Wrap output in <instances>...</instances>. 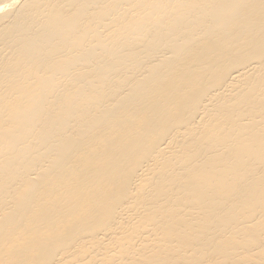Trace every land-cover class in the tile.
<instances>
[{"label": "bare ground", "instance_id": "obj_1", "mask_svg": "<svg viewBox=\"0 0 264 264\" xmlns=\"http://www.w3.org/2000/svg\"><path fill=\"white\" fill-rule=\"evenodd\" d=\"M0 264H264V0H0Z\"/></svg>", "mask_w": 264, "mask_h": 264}]
</instances>
